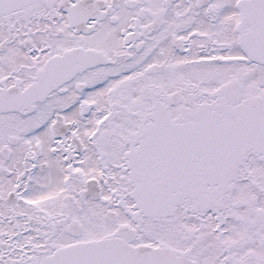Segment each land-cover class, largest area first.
<instances>
[{
	"label": "snow or ice",
	"instance_id": "obj_1",
	"mask_svg": "<svg viewBox=\"0 0 264 264\" xmlns=\"http://www.w3.org/2000/svg\"><path fill=\"white\" fill-rule=\"evenodd\" d=\"M0 264H264V0H0Z\"/></svg>",
	"mask_w": 264,
	"mask_h": 264
}]
</instances>
